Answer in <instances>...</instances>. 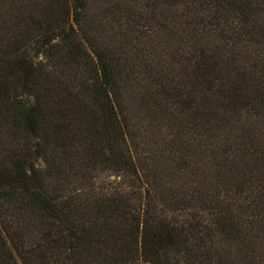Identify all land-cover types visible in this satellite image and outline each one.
<instances>
[{"label": "trees", "instance_id": "trees-1", "mask_svg": "<svg viewBox=\"0 0 264 264\" xmlns=\"http://www.w3.org/2000/svg\"><path fill=\"white\" fill-rule=\"evenodd\" d=\"M0 264H264V0H0Z\"/></svg>", "mask_w": 264, "mask_h": 264}]
</instances>
